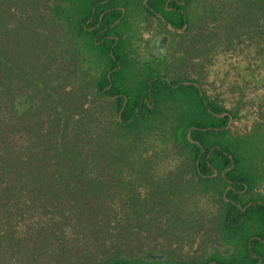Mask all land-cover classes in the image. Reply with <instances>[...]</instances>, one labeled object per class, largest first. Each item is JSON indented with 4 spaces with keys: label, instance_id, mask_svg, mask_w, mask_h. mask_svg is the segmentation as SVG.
I'll use <instances>...</instances> for the list:
<instances>
[{
    "label": "trees",
    "instance_id": "obj_1",
    "mask_svg": "<svg viewBox=\"0 0 264 264\" xmlns=\"http://www.w3.org/2000/svg\"><path fill=\"white\" fill-rule=\"evenodd\" d=\"M143 1L0 0V264H264V0Z\"/></svg>",
    "mask_w": 264,
    "mask_h": 264
},
{
    "label": "flooded vegetation",
    "instance_id": "obj_2",
    "mask_svg": "<svg viewBox=\"0 0 264 264\" xmlns=\"http://www.w3.org/2000/svg\"><path fill=\"white\" fill-rule=\"evenodd\" d=\"M172 2L179 7L168 8L166 6L171 5ZM186 3V0H168L165 3V9L169 12H174L178 16L176 20L171 22L166 18L161 7H159V0H144L143 4L147 10L146 13L150 15V21L139 24L136 18L126 25L121 23L126 10L120 5L115 8L121 13L119 20L112 24L110 28L98 31L95 39L97 37L101 38L104 35L101 43L108 46L111 41L113 42L110 46L112 47V51H117L118 58H115V61L120 62L117 66L118 69L122 68L121 63L124 61L126 53H130V56L134 59L141 61L147 60V57L155 58L156 56L164 55L171 40L170 31L183 34L187 29ZM106 11H112V9H107ZM92 19L93 17H91L89 24H91ZM98 29V25H92L88 28L92 33H95ZM136 66L132 68L141 67L140 64Z\"/></svg>",
    "mask_w": 264,
    "mask_h": 264
},
{
    "label": "rangeland",
    "instance_id": "obj_3",
    "mask_svg": "<svg viewBox=\"0 0 264 264\" xmlns=\"http://www.w3.org/2000/svg\"><path fill=\"white\" fill-rule=\"evenodd\" d=\"M139 13L140 12V10L139 9H137V8H135L134 9V11H133V13H134V16H137V13ZM126 25V24H125ZM126 27V26H125ZM127 34H129V32H127Z\"/></svg>",
    "mask_w": 264,
    "mask_h": 264
}]
</instances>
